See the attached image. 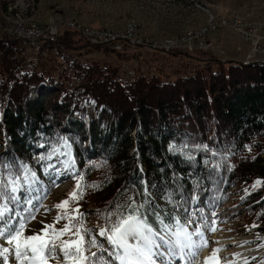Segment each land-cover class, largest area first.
<instances>
[{"label": "trees", "instance_id": "obj_1", "mask_svg": "<svg viewBox=\"0 0 264 264\" xmlns=\"http://www.w3.org/2000/svg\"><path fill=\"white\" fill-rule=\"evenodd\" d=\"M60 30L57 41L47 43L50 53L84 55L106 47L88 44L76 30ZM134 52L117 53L128 61ZM20 53L18 39L0 36V177H21L19 199L8 201L4 220H30L28 202L46 200L54 187L48 179L83 177L84 196L74 204L91 230L85 238L113 252L99 229L109 226L114 205L130 203L129 197L143 202L145 188L151 207L142 211L154 228L162 226L153 210L166 223L187 217L193 220L188 226L200 228L213 224L240 187L259 177L264 182V63L214 58L212 69L211 58L205 74L188 58L174 79L153 74L124 83L110 62L76 61L80 81L74 84L25 70ZM25 166L35 180L29 173L23 181ZM235 211L245 224L241 234L264 236V183L244 194ZM91 252L97 257L89 264H119L108 252L85 254Z\"/></svg>", "mask_w": 264, "mask_h": 264}, {"label": "rangeland", "instance_id": "obj_2", "mask_svg": "<svg viewBox=\"0 0 264 264\" xmlns=\"http://www.w3.org/2000/svg\"><path fill=\"white\" fill-rule=\"evenodd\" d=\"M199 4H206L211 12L217 14H233L238 11L244 13L253 21H264V0H0V36H8L4 31L5 26L15 25L17 27L22 22L27 24L33 20H38L43 24L53 23L51 25H63L68 20H76L82 25L90 27L111 26L123 28L135 17L141 22L144 34L152 38L162 39L183 34L193 26L200 27L204 25L208 15L206 11L198 6ZM208 37L219 42V47L227 54L224 55L225 57L231 56L229 51L236 45L241 44L244 47L248 45L241 38L240 33L230 26L213 30ZM84 41L82 40V44L85 43ZM105 46L99 48L101 50L84 55H79L77 50L57 49L50 53L47 58L23 59V68L27 71L35 69L39 72H45L48 75L63 79L66 83L76 84L80 79L75 73L74 62L77 61L84 65L91 64L93 61L110 62L119 68L121 80L128 83L141 75L150 77L153 74H158L163 80L174 79L179 74L178 70H181V67L185 69L186 65L184 63L188 58L196 63L195 66L198 65L196 67L208 74L207 62L212 58L214 60L212 61V69H217L215 59H219L214 54H192L184 51L174 52L175 54H173L137 48L126 51H140L142 55L134 52L136 54L132 56H135V58L125 61L120 57L121 54H118L122 52H114L112 47ZM248 49L249 46L245 52L241 51L239 54L245 56ZM232 61L242 62V60ZM258 61V59L253 60V62ZM260 61L264 62L263 59ZM1 79L2 75L0 74V81ZM89 105L93 109L95 103L92 101ZM55 159L53 161L57 163L59 158ZM50 168L51 165L47 167L46 174L47 171H51ZM52 180L55 182L57 179ZM52 180L48 179L49 182L54 184L53 190L44 202L38 206H35L33 200L28 202V205L34 211L35 219L30 218L26 221L25 218L19 217V221L25 222L27 225L25 235L41 232L45 225L54 224L57 215L62 211L71 212L72 208L77 207L71 202L66 209H57L55 205L69 198V195L76 189L78 178L68 177L57 183ZM261 180V177L257 179V181ZM257 181L251 185L240 187V191H237L224 206L221 215L214 216L213 224L210 226L205 224L200 227L203 238L208 241V246L205 248L225 245L227 250L234 254L239 248H251L264 244V236L252 233L241 234L239 229H242V225L245 224H241L242 221H236L234 215L236 205L241 201L244 194L256 186ZM66 223L67 220L62 219L59 223H55V227L57 229L63 228ZM93 223H96V221L94 220ZM13 225L18 226L15 220L12 218L5 219L0 222V230ZM212 228H215L216 231H211ZM195 229V227L188 226L190 232ZM65 239H68V236ZM192 239L195 244L201 242L198 236L193 235ZM241 240H244V242ZM0 247L13 249V245L7 244V234L3 239H0ZM190 249H185L184 252ZM220 253L219 251L216 255ZM6 255L8 257L7 261L0 259V264H16L12 251ZM56 256L55 260L49 259L48 264H65V261L60 258L59 251H57ZM248 259L250 264L263 262L264 253L258 256L252 255Z\"/></svg>", "mask_w": 264, "mask_h": 264}, {"label": "snow or ice", "instance_id": "obj_3", "mask_svg": "<svg viewBox=\"0 0 264 264\" xmlns=\"http://www.w3.org/2000/svg\"><path fill=\"white\" fill-rule=\"evenodd\" d=\"M65 147H70L67 141ZM10 169V165H4ZM31 173L32 180L36 179L35 173L31 172L27 166L24 167L23 181L27 182ZM83 177L77 180L76 189L61 203L55 205L57 209H66L71 203H76L83 199L84 185L81 183ZM264 183L257 181V184ZM96 188L98 185H89ZM21 190V177L14 178L11 173L8 177H0V221H4L5 215L11 211L8 201L15 203L19 197L16 195ZM145 200L137 203L135 199L129 197L130 203L126 205H114V211L108 215V227L99 229L98 235L106 237L108 243L114 249L109 252L102 248L95 237L86 240V236L91 230L87 229L83 223V213L79 208H72L71 212L62 211L57 215L55 223L60 220H67L63 228L57 229L54 224L45 225L41 232L25 235L27 225L25 222L17 221L18 226H8L0 230V239L7 234V244L13 245V249L0 247V259L7 261V253L13 252L16 264H48L49 259L57 258V251L65 264H89L90 260L97 257V252L86 255L91 248H97L101 252H108L109 257L119 264H165V257L180 256L184 254L186 248H204L208 246V241L203 238L200 228L188 231V225L193 223L192 219L185 217L181 223L179 216L173 217L168 223L159 212L153 213L162 227L157 229L149 223L147 215L142 211L146 207H151L150 195L147 188L144 189ZM42 207V205H41ZM187 211V209H185ZM31 219L34 215L29 213ZM115 217V219H113ZM79 225V226H77ZM211 231H216L212 228ZM193 235L200 237L201 242L195 244ZM68 236V239L63 237ZM75 237V239H73ZM220 249L213 250L215 256ZM97 264H111L107 259H100ZM167 264H171L170 260Z\"/></svg>", "mask_w": 264, "mask_h": 264}, {"label": "built area", "instance_id": "obj_4", "mask_svg": "<svg viewBox=\"0 0 264 264\" xmlns=\"http://www.w3.org/2000/svg\"><path fill=\"white\" fill-rule=\"evenodd\" d=\"M206 11L208 17L202 26L187 29L183 34L168 36L162 39L152 38L144 34L141 22L137 18L131 19L123 28L119 27H90L82 25L76 20H68L64 28L76 30L90 45H108L117 52L130 49L146 48L152 51L174 53L214 54L222 62L229 60H264V21H253L242 12L233 14H217L211 12L206 4H199ZM230 26L240 33L241 38L248 43L249 49L243 58L225 57L226 52L219 47L216 39L209 38V33L218 28ZM5 33L20 41L21 57L23 59L47 58L50 49L47 43L57 40L60 29L51 24H43L38 20L30 21L24 27L15 25L5 26Z\"/></svg>", "mask_w": 264, "mask_h": 264}, {"label": "bare ground", "instance_id": "obj_5", "mask_svg": "<svg viewBox=\"0 0 264 264\" xmlns=\"http://www.w3.org/2000/svg\"><path fill=\"white\" fill-rule=\"evenodd\" d=\"M29 23V22H28ZM53 24V23H51ZM64 25H67V22L63 25H52L55 29H62ZM26 23L22 22L17 25V27H24ZM55 40H50V43H53ZM256 60V59H254ZM258 62H261V59H258ZM242 62H253V60H242ZM264 63V62H261ZM244 242V240H241ZM188 249V248H186ZM220 249L221 253L219 255L213 256V250ZM264 253V244L258 245L257 247H247V248H239V250L234 252V254L230 253L227 250V246H213L210 248H196L192 247L187 252H184L183 255L178 257H165V264L170 260L171 264H250V260L248 259L250 256H258ZM257 264H264L263 262Z\"/></svg>", "mask_w": 264, "mask_h": 264}, {"label": "crops", "instance_id": "obj_6", "mask_svg": "<svg viewBox=\"0 0 264 264\" xmlns=\"http://www.w3.org/2000/svg\"><path fill=\"white\" fill-rule=\"evenodd\" d=\"M221 38V37H220ZM248 45L247 46H241V44H238L236 45L235 47H233L229 52H230V55L232 57H237V58H243L244 54H239L241 51L242 52H245L246 49H247Z\"/></svg>", "mask_w": 264, "mask_h": 264}]
</instances>
